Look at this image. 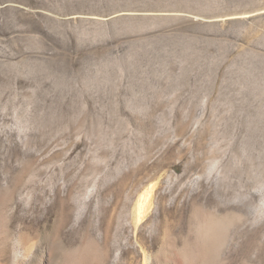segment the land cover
<instances>
[{"label": "rangeland", "instance_id": "1", "mask_svg": "<svg viewBox=\"0 0 264 264\" xmlns=\"http://www.w3.org/2000/svg\"><path fill=\"white\" fill-rule=\"evenodd\" d=\"M149 188L165 237L218 195L264 222V0H0V192L31 219L1 223L0 264H63L58 196L75 217Z\"/></svg>", "mask_w": 264, "mask_h": 264}, {"label": "bare ground", "instance_id": "2", "mask_svg": "<svg viewBox=\"0 0 264 264\" xmlns=\"http://www.w3.org/2000/svg\"><path fill=\"white\" fill-rule=\"evenodd\" d=\"M62 196H58L61 205L58 211V233L46 245H49L47 248L51 253L54 249L59 252L63 250V264H157L160 261L150 259V255L160 243L161 250L168 255L166 260H161V264H218L220 260L225 261V255L228 264H264V222L259 214L249 209L255 202L254 192L249 193L240 206L229 209H225V195L216 196L215 204L207 205L203 210L194 209L192 214L180 217L177 220L178 227L166 237L163 227L168 222L169 212L163 203L167 196L157 195L153 188L139 196H130L122 191L105 194V200L116 204L129 200L131 204L125 208L117 205L87 208L76 212L75 217L64 208L67 196ZM21 201L22 198L15 191L0 192V225L5 220L9 227L19 223V235L16 233L19 241L22 231L30 227L31 219L16 216L13 212L8 215L7 208ZM195 246L201 248L197 261L193 260ZM19 247L18 243L16 250ZM32 250L33 247H23V251H16V258L13 259L29 264ZM116 252H119L118 256ZM52 255H48V261Z\"/></svg>", "mask_w": 264, "mask_h": 264}]
</instances>
